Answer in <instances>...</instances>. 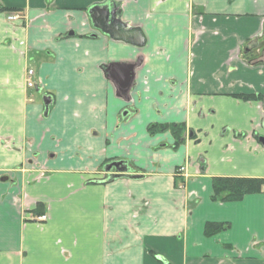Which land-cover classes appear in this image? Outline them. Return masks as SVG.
<instances>
[{"label": "crops", "instance_id": "crops-1", "mask_svg": "<svg viewBox=\"0 0 264 264\" xmlns=\"http://www.w3.org/2000/svg\"><path fill=\"white\" fill-rule=\"evenodd\" d=\"M105 4L143 46L95 27ZM262 41L264 0H0V264H264V187L213 199L264 178ZM138 59L125 98L108 66Z\"/></svg>", "mask_w": 264, "mask_h": 264}, {"label": "water", "instance_id": "water-1", "mask_svg": "<svg viewBox=\"0 0 264 264\" xmlns=\"http://www.w3.org/2000/svg\"><path fill=\"white\" fill-rule=\"evenodd\" d=\"M116 6L111 8L110 4L98 5L90 9V15L96 28L100 29L103 33L110 35L113 39L122 40L127 43H132L137 46H143L145 43V37L140 28H128L123 23L117 14ZM141 64V59L135 62H116L111 63L108 66L109 74L112 79L118 82L119 88L122 93L120 95L128 98L130 88L134 82L135 69ZM52 103V97L47 95L44 97L45 111L44 114L48 115L49 108ZM264 141V138H263ZM105 169L110 172L109 180L127 175L130 178H141V174L129 173V167L125 161H113L105 166ZM113 169L115 171H113Z\"/></svg>", "mask_w": 264, "mask_h": 264}, {"label": "trees", "instance_id": "trees-1", "mask_svg": "<svg viewBox=\"0 0 264 264\" xmlns=\"http://www.w3.org/2000/svg\"><path fill=\"white\" fill-rule=\"evenodd\" d=\"M245 98H251L252 95H246ZM172 129L175 138L176 145L183 141V134L185 132V127L183 125H153L150 130L155 132V130L165 131L167 129ZM107 165L104 164V168ZM214 195L213 199L217 201H237L244 198L245 195L262 192L264 187V178H232V177H215L213 179ZM43 212V211H42ZM38 213H41L39 211ZM227 225L224 223H207L205 227V234L208 236L214 235Z\"/></svg>", "mask_w": 264, "mask_h": 264}, {"label": "built area", "instance_id": "built-area-1", "mask_svg": "<svg viewBox=\"0 0 264 264\" xmlns=\"http://www.w3.org/2000/svg\"><path fill=\"white\" fill-rule=\"evenodd\" d=\"M22 18V15L20 13H17V12H13V13H10L8 14V19L9 20H18V19H21ZM34 74V70L33 69H30L28 71V78H27V85L28 87H33L35 85L34 81L32 80V75ZM185 167H181L180 170H184ZM37 218L39 220H46L47 219V215L45 214H41L39 216H37Z\"/></svg>", "mask_w": 264, "mask_h": 264}, {"label": "rangeland", "instance_id": "rangeland-1", "mask_svg": "<svg viewBox=\"0 0 264 264\" xmlns=\"http://www.w3.org/2000/svg\"><path fill=\"white\" fill-rule=\"evenodd\" d=\"M263 47H264V41H262L260 44H259V46H258V54H260L261 55V53H262V55L264 54V50H263ZM256 57H258V55H256ZM263 58H264V55H263Z\"/></svg>", "mask_w": 264, "mask_h": 264}, {"label": "flooded vegetation", "instance_id": "flooded-vegetation-1", "mask_svg": "<svg viewBox=\"0 0 264 264\" xmlns=\"http://www.w3.org/2000/svg\"><path fill=\"white\" fill-rule=\"evenodd\" d=\"M263 50H264V47H263ZM139 60V59H138ZM138 60H136V61H138ZM129 113V111L128 110H126V111H124V115H127ZM109 164V163H108Z\"/></svg>", "mask_w": 264, "mask_h": 264}]
</instances>
